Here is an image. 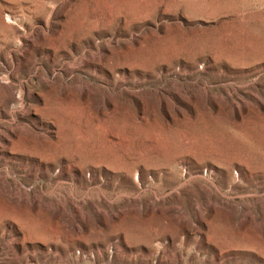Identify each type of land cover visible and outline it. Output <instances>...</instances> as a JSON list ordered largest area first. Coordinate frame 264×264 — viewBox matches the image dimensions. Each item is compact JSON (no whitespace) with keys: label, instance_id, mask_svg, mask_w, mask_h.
<instances>
[{"label":"rangeland","instance_id":"obj_1","mask_svg":"<svg viewBox=\"0 0 264 264\" xmlns=\"http://www.w3.org/2000/svg\"><path fill=\"white\" fill-rule=\"evenodd\" d=\"M0 69V264H264V0H0Z\"/></svg>","mask_w":264,"mask_h":264},{"label":"bare ground","instance_id":"obj_2","mask_svg":"<svg viewBox=\"0 0 264 264\" xmlns=\"http://www.w3.org/2000/svg\"><path fill=\"white\" fill-rule=\"evenodd\" d=\"M5 24V23H4ZM0 72H1V69H0ZM113 86H115L114 84H113ZM65 89L63 90V92H65V91H67L66 90V87H64ZM113 88V87H112ZM115 88V87H114ZM1 89H5V90H9L10 91V97H9V99H10V103H14L16 106L18 105V106H24V103H23V91L21 90L20 92H18L19 93V95H18V93L16 92V88L15 87H13V86H6V80L5 79H2V80H0V90ZM4 90V91H5ZM86 92V90H83L82 92H81V94H84ZM108 92H111L110 90H108ZM2 94H3V92H2ZM29 96H31L32 95V91H30L29 93ZM106 100H107V104L109 105V106H111V100L109 99V98H106ZM8 103V102H7ZM10 103H8V106H7V104H6V107L8 108V110H6V116H5V118L7 119V120H10V118H12L13 117V112H11L10 110ZM29 109H31V107H29ZM41 113H42V111H41ZM43 115V114H42ZM46 119H48L49 120V122L51 123V124H53V125H55L56 126V121L55 120H52V118L50 117V116H47V117H45ZM45 119V120H46ZM49 127V126H48ZM52 131V130H51ZM54 131V130H53ZM53 131H52V133H53ZM13 132V134L15 133V131H12ZM11 138H13V136H4L3 137V141H2V143H0V149H2L1 151H2V153L4 154V156H5V158H6V161H8L10 158L8 157V155H6L5 153H4V151H7V148H9V143H11ZM10 151H12V150H10ZM23 151H25V150H23ZM9 153H12V152H9ZM18 154H21L22 155V153L20 152V153H18ZM24 156H25V160H24V162H25V164H24V168H23V171H21V172H29V177H30V179L32 180V181H34V180H36V179H38L39 178V174H38V172H36V170H35V168H36V166H39L38 164H34L33 166H32V162H31V160L29 159V158H31V159H34V158H37L35 155H33V153H24ZM27 157H29V158H27ZM19 159V158H18ZM38 159V158H37ZM39 160V159H38ZM39 161H41L42 162V164L44 165H47V169L49 168V163L48 162H46V161H44V160H39ZM7 163V162H6ZM6 165V164H5ZM4 165V166H5ZM111 167H114V166H101V167H98L97 169H96V171H95V175H94V179H96L97 177H101V176H103V175H108L109 174V171H112V172H114V173H116V169H114V170H112V168ZM142 167L141 166H137V168L135 169V174L132 176V181H133V184L134 185H136V187L137 188H140V187H142V186H144L145 185V183H146V180H145V176H144V173H143V170L141 169ZM22 173V174H23ZM10 176V173L9 172H6L5 173V175H4V178H5V180H7V178ZM141 176V177H140ZM3 179V178H2ZM94 179H88V182H91V180H94ZM2 182V181H1ZM27 191H25V195L23 194V195H20L21 196V198H22V200H23V202L24 203H26V204H30L31 206H36L37 205V201L35 200H33V201H31V202H29L28 203V198H27V193H26ZM16 194V193H15ZM20 198V197H19ZM8 217V216H7ZM7 219V218H6ZM246 219H247V217H246ZM2 219H0V225L2 224ZM6 223H8V226L9 227H11V229H14V223L17 225L18 224V221L16 220V219H14V218H8L7 219V221H6ZM16 227V226H15ZM3 232V231H2ZM22 233V232H21ZM14 236V235H13ZM16 236H14V238H15ZM13 238V239H14ZM28 238H27V236L26 235H24L23 237H20L19 239H14V242L16 243V244H18V242L19 241H21V240H27ZM5 264V263H4ZM12 264H28V259L26 258V257H23V258H19V259H17V262H13Z\"/></svg>","mask_w":264,"mask_h":264}]
</instances>
